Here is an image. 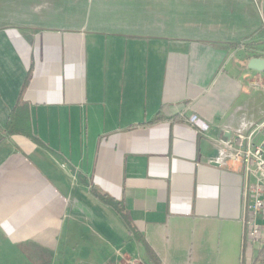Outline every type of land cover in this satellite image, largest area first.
Listing matches in <instances>:
<instances>
[{"label":"crops","instance_id":"obj_1","mask_svg":"<svg viewBox=\"0 0 264 264\" xmlns=\"http://www.w3.org/2000/svg\"><path fill=\"white\" fill-rule=\"evenodd\" d=\"M122 2L0 0L2 264H152L92 188L159 264H239L245 179L224 143L264 118V72L246 67L264 0L148 18ZM19 99L45 145L5 131Z\"/></svg>","mask_w":264,"mask_h":264},{"label":"built area","instance_id":"obj_2","mask_svg":"<svg viewBox=\"0 0 264 264\" xmlns=\"http://www.w3.org/2000/svg\"><path fill=\"white\" fill-rule=\"evenodd\" d=\"M189 121L201 131L208 129V124L196 116H191ZM224 146L231 159L242 165L245 179L241 218L243 252L239 264H264V118L248 133L234 134Z\"/></svg>","mask_w":264,"mask_h":264},{"label":"trees","instance_id":"obj_3","mask_svg":"<svg viewBox=\"0 0 264 264\" xmlns=\"http://www.w3.org/2000/svg\"><path fill=\"white\" fill-rule=\"evenodd\" d=\"M5 131H7L10 134H22L34 140L38 144L45 145L33 131V128L30 123L29 112L24 107L23 103H21L20 99L9 113V117L5 126ZM91 192L96 196V198H98L103 203L107 204L120 217L128 232L138 242L142 243L146 253L149 256L151 263L159 264L158 258L153 253L152 249L148 246V244L145 242L142 234L136 229L124 204L121 201L114 199L107 193L101 192L97 189L92 188Z\"/></svg>","mask_w":264,"mask_h":264},{"label":"rangeland","instance_id":"obj_4","mask_svg":"<svg viewBox=\"0 0 264 264\" xmlns=\"http://www.w3.org/2000/svg\"><path fill=\"white\" fill-rule=\"evenodd\" d=\"M170 1L171 0H124V2L122 3L123 6L127 5L128 7H137L139 11L141 10L140 13L144 14L145 18H148L147 16H152V13L158 10L159 8L170 6ZM1 247L3 248V246ZM2 263L4 262H2V259L0 257V264Z\"/></svg>","mask_w":264,"mask_h":264},{"label":"water","instance_id":"obj_5","mask_svg":"<svg viewBox=\"0 0 264 264\" xmlns=\"http://www.w3.org/2000/svg\"><path fill=\"white\" fill-rule=\"evenodd\" d=\"M246 67L252 71L264 72V57L251 56L247 60Z\"/></svg>","mask_w":264,"mask_h":264}]
</instances>
